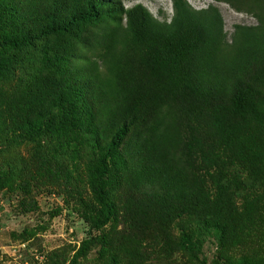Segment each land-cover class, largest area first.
Returning <instances> with one entry per match:
<instances>
[{"label":"trees","instance_id":"1","mask_svg":"<svg viewBox=\"0 0 264 264\" xmlns=\"http://www.w3.org/2000/svg\"><path fill=\"white\" fill-rule=\"evenodd\" d=\"M216 1L259 23L229 39L214 4L172 0L159 20L0 0V191L27 212L50 188L89 225L51 264H264V0ZM21 143L27 158L4 157Z\"/></svg>","mask_w":264,"mask_h":264},{"label":"rangeland","instance_id":"2","mask_svg":"<svg viewBox=\"0 0 264 264\" xmlns=\"http://www.w3.org/2000/svg\"><path fill=\"white\" fill-rule=\"evenodd\" d=\"M126 7L143 4L159 20L170 19L173 15L172 0H122ZM195 8H207L210 4L217 5L221 10L225 21V30L228 38L234 33L235 25H257V17L247 11H239L232 4L217 2L216 0H188ZM18 72L7 84H4L8 92L17 86L19 82ZM4 150L6 145H3ZM33 146L21 143L11 147L5 153V158H27ZM0 157V164L3 162ZM16 183V182H15ZM38 203V210L25 212L21 209L24 195L15 187H5L0 191V264H51L47 254L54 249H71L78 247L89 233V225L71 206L64 202L61 195L52 189H44L34 192ZM44 227V228H43ZM35 230L36 235L25 240L21 236L24 230ZM25 244L27 249L21 250L20 256L14 255L13 248ZM205 252L211 260L215 255V246L208 243ZM95 252L92 253L94 255ZM46 255V256H45ZM91 255V256H92ZM43 258V259H41ZM66 264H69L66 263ZM80 264L87 261L80 260Z\"/></svg>","mask_w":264,"mask_h":264},{"label":"built area","instance_id":"3","mask_svg":"<svg viewBox=\"0 0 264 264\" xmlns=\"http://www.w3.org/2000/svg\"><path fill=\"white\" fill-rule=\"evenodd\" d=\"M26 249H27V247H26L25 244H22V245H20V246H18V247H15V248H13L14 255H18V256H20V259H21L22 254H19V252H20L21 250H24V251H25ZM41 259H43V258H41ZM15 264H28V263H15Z\"/></svg>","mask_w":264,"mask_h":264}]
</instances>
